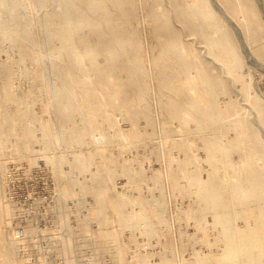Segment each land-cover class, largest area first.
I'll list each match as a JSON object with an SVG mask.
<instances>
[{
    "label": "rangeland",
    "instance_id": "obj_1",
    "mask_svg": "<svg viewBox=\"0 0 264 264\" xmlns=\"http://www.w3.org/2000/svg\"><path fill=\"white\" fill-rule=\"evenodd\" d=\"M54 1L60 7H62L60 3H63L64 8H62L66 10L56 6ZM92 1L95 7L91 10L94 13L91 11L92 15L86 11L87 19H85L91 23L79 20V22L67 21L70 27L68 29L63 18L68 15L71 6L64 0H43L40 5L36 4L38 0H15L20 8L13 0H0L3 8L0 7V10H3L0 16V31H3L0 37V239L3 243L0 249V264H154L156 261L159 264H206L208 257L215 258L219 255V246L217 247L214 242L211 243L210 235L207 236L205 228L208 220L201 219L204 205L198 196V187L192 177L197 175L205 180L211 176L218 188L233 189L235 192L237 190L240 195L242 190L239 183L242 176H246L248 182H254L250 177L248 179V171H253L256 179L260 180V177H264V150L262 144L260 143V148L256 140L259 138L264 144V27L248 24L244 12L228 8L227 0H214L216 2H213V5L211 3L213 0H178L182 3L181 14L176 12L175 0H109L113 4L105 8L101 6L100 0ZM6 3L12 6L8 8ZM139 3H144V6L140 7ZM41 5L43 8L49 7L43 9ZM39 6L40 9H36ZM22 7L25 8L23 11ZM123 7L131 9L121 11ZM7 9L13 13H9ZM7 13L12 15L8 16ZM119 13L122 22L117 18ZM144 16L146 26L142 28ZM224 16L229 17H227L228 21ZM49 18L57 19L54 21L59 30V38L53 37L48 30ZM19 23L31 28L27 27V36L18 30ZM44 24L48 28H45ZM74 25L76 26L73 28ZM168 31L177 34L174 41H168ZM64 32H68L67 37ZM120 32L123 37H120ZM144 32L147 35L143 34ZM237 32L240 34L238 35ZM32 35L34 40L31 38ZM46 35L51 37V40ZM240 37L243 38L242 41L239 40ZM52 38L57 42L54 41L53 44ZM64 39H67L66 43L71 45L67 44V46ZM68 39L71 41L68 42ZM140 40L143 42L146 40L148 44L144 43L147 47ZM100 42L103 43V50ZM122 42L126 44L123 46ZM80 44L81 46H78ZM49 45L55 47V50ZM54 45H58L59 50ZM108 45H112L114 51L107 49ZM197 45L201 48H197ZM193 46H196V49L192 48ZM218 46L229 50L228 47H232L236 50L226 54L225 59L221 60L216 52ZM48 49H52L51 52H48ZM191 49L195 51L192 52ZM245 49L250 50L245 51ZM38 51H43L40 55L41 57L44 54L42 60ZM85 57L88 58L86 62L89 60L90 63L85 62ZM93 57L100 59L93 63ZM182 59L186 60L185 63ZM147 63H150L151 68ZM186 63L188 65H185ZM119 65L121 66L118 67ZM50 66L55 69L54 72ZM59 66L60 70H58ZM113 66L115 69L112 68ZM122 66L124 70L121 69ZM55 72L57 73L53 75L52 73ZM197 73H200L199 76ZM118 75L120 78L116 77ZM188 75H191L190 79L187 78ZM9 78L13 79L12 82ZM124 78L125 80L122 81ZM44 79L47 82L46 88ZM56 79L59 81L55 82ZM104 79L106 81L108 79L110 84ZM60 81L62 86L58 83ZM99 83L104 84L105 87ZM118 83L128 84L127 87L124 86V91L121 90L122 95L116 88ZM64 85L67 89L63 87ZM175 90L190 100L185 102L184 107L179 111L169 110L165 106L167 98L174 97ZM80 91H84L85 94ZM125 91L129 95L124 94ZM29 92L32 97L28 96ZM70 92L73 93L72 96L74 95L76 101H73ZM88 95L91 99H86L83 103L82 99ZM130 96H133V99H130ZM122 99H125L128 105L131 103L130 109L128 106L125 108L120 106ZM194 101H197L195 105ZM93 104L95 108L92 107ZM116 106L121 107L122 110L120 108L116 111ZM103 107H106L105 110ZM155 107H158L157 111L155 109L153 111ZM112 110L115 113H112ZM131 113L134 118L130 116ZM138 113L142 114L137 115ZM24 128L27 132L23 131ZM80 130L82 133H78ZM98 130L101 132L98 133ZM4 134L6 135L3 136L5 138L3 140ZM91 134L93 135L90 136ZM212 139L213 142L224 146L223 150L217 147L211 148L209 143ZM71 147L78 148L74 150ZM76 149L81 151L78 152ZM44 151L47 153L45 154ZM80 159L86 160L88 164L83 167L85 171L78 166L77 161ZM131 166L135 167L131 168ZM96 173L101 175L99 182L95 181ZM257 196L264 200V183L260 184ZM161 210L166 212L163 213ZM143 214L146 216L143 217ZM18 232H21V236H17ZM170 252L175 253L172 255ZM162 254L166 255L163 257ZM73 258L76 261H73ZM69 261L73 262L69 263ZM146 261L148 262L145 263Z\"/></svg>",
    "mask_w": 264,
    "mask_h": 264
},
{
    "label": "bare ground",
    "instance_id": "obj_2",
    "mask_svg": "<svg viewBox=\"0 0 264 264\" xmlns=\"http://www.w3.org/2000/svg\"><path fill=\"white\" fill-rule=\"evenodd\" d=\"M5 1H9V0H5ZM85 2H81L80 0H64V2L67 4V5H69L70 4V6H71V9L68 11V15L67 16H64V20H65V22L67 23V21H85V19H87V14H86V11H88V12H90V13H92L93 11L91 10L92 8H94L95 6H93V1L92 0H84ZM113 1V0H112ZM140 1V0H139ZM138 1V2H139ZM142 1V0H141ZM147 1V0H146ZM166 1V0H165ZM194 1V0H193ZM196 1V0H195ZM212 1V0H211ZM11 2V1H10ZM13 2L15 3V0H13ZM17 2V1H16ZM41 2H43V0H38V3H36L37 5H40L39 3H41ZM51 2V1H50ZM53 2V1H52ZM54 2H56V1H54ZM59 2H63V1H59ZM100 4H101V6L102 7H106V6H110L111 4H113L112 2H110L109 0H100ZM213 2H216V1H212L211 3H212V5H213ZM218 2V1H217ZM189 3V2H188ZM190 3H192V2H190ZM227 7L228 8H230L231 10H234V11H239V10H242L243 12H244V14L246 15V19H247V23L248 24H251V25H256V26H258V27H264V0H236V1H234V0H227ZM12 4V3H11ZM19 4V3H18ZM18 4H16L15 3V5L17 6V7H19V5ZM50 4H52V3H50ZM60 4H62V7H63V3H60ZM59 4V5H60ZM140 4V3H139ZM144 3H142V4H140V7H142V5H143ZM165 4H167V3H165ZM1 5L2 4H0V7H1ZM5 5H7V7L8 6H12V5H9V3L7 4H5ZM147 5L150 7V5L147 3ZM162 5H163V3H162ZM161 5V6H162ZM170 5V4H169ZM175 5H176V12L178 13V14H181V12H182V3L181 2H179L178 0H175ZM188 5V4H187ZM191 5V4H190ZM217 5V4H216ZM216 5H214V7L216 6ZM260 5V6H259ZM15 6V7H16ZM24 6V5H23ZM30 6V5H29ZM56 6H58V4H57V2H56ZM144 6V5H143ZM147 6V7H148ZM165 6V5H164ZM163 6V7H164ZM171 6V5H170ZM195 6V5H194ZM203 6V5H202ZM218 6V5H217ZM14 7V8H15ZM41 7H42V5H41ZM49 7V6H48ZM48 7H42L43 9H45V8H48ZM54 7V6H53ZM59 8H62V7H60V6H58ZM75 7H76V9H75ZM158 7V6H157ZM156 7V8H157ZM191 7H192V5H191ZM221 7H223V6H221ZM261 9H260V8ZM2 8V7H1ZM9 8V7H8ZM20 8V7H19ZM18 8V9H19ZM23 8L24 7H22V11H23ZM33 8H34V2H33ZM36 8V7H35ZM56 8V7H55ZM64 8V7H63ZM62 8V10H66V8L65 9H63ZM111 8V7H110ZM172 8V7H171ZM190 8V7H189ZM204 8V7H203ZM202 8V9H203ZM3 9V8H2ZM11 9V8H10ZM9 9V10H10ZM25 9V8H24ZM36 9H40V6H39V8H36ZM43 9H42V11H43ZM56 9H58V8H56ZM129 9H131L130 7H129ZM127 7H123V10H121V11H124V10H126V11H128L129 10ZM164 9V8H163ZM198 9V8H197ZM199 9H201V8H199ZM216 9H217V7H216ZM226 9V8H225ZM14 10V9H13ZM21 10V9H20ZM30 10V9H29ZM35 10V9H34ZM141 10V9H140ZM172 10V9H171ZM207 10V9H206ZM218 10H220V8L218 9ZM1 11V10H0ZM3 11V10H2ZM1 11V13H0V16H1V14L3 13ZM7 11H8V9H7ZM19 11V10H18ZM25 11V10H24ZM39 11V10H38ZM41 11V10H40ZM41 11V12H42ZM48 11V10H47ZM59 11V10H58ZM92 11V12H91ZM100 11V10H99ZM142 11H143V9H142ZM141 11V12H142ZM158 11V10H157ZM168 11V10H167ZM190 11V10H189ZM5 12V11H4ZM9 13H13V11H8ZM153 12V11H152ZM220 12H223V11H220ZM9 13H7L8 14V16H11L12 14H9ZM23 13V12H22ZM33 13H36L37 14V12H35V11H33ZM40 13V12H39ZM94 13V12H93ZM93 13H92V15H93ZM164 13V12H163ZM169 13V12H168ZM226 13V12H225ZM5 14V13H4ZM44 14V13H43ZM49 14V13H48ZM58 14H60L59 12H58ZM96 14V13H95ZM158 14V13H157ZM6 15V14H5ZM5 15H4V17H5ZM88 15H90L91 16V14H88ZM98 15V14H97ZM97 15H95V16H97ZM144 15V14H143ZM164 15V14H163ZM212 15V14H211ZM222 15H225L224 13H222ZM27 16V15H26ZM32 16V15H31ZM34 16V15H33ZM155 16V15H154ZM157 16V15H156ZM161 16V15H160ZM167 16H169V15H167ZM3 17V16H2ZM3 17V18H4ZM14 17H15V15H14ZM35 17V16H34ZM37 17V16H36ZM48 17H50V16H48ZM47 17V18H48ZM92 17V16H91ZM143 17V16H142ZM220 17V16H219ZM226 16H224V18H225ZM228 17V16H227ZM226 17V18H227ZM12 18H13V16H12ZM27 18V17H26ZM31 18V17H30ZM94 18V17H93ZM97 19H98V16L96 17ZM118 19H119V21L120 22H122V17L120 16V13H119V16L117 17ZM156 18V17H155ZM229 18V17H228ZM228 18H227V21H228ZM7 19H8V17H7ZM6 19V20H7ZM25 19V18H24ZM50 19V18H49ZM48 19V20H49ZM56 18H54V20H55ZM145 19V16H144V18H142V20H144ZM158 19V18H157ZM156 19V20H157ZM211 19V18H210ZM230 19H231V17H230ZM5 20V23L7 22ZM23 20V19H22ZM32 20H33V17H32ZM53 19H50L49 20V22L47 23L48 24V27H49V31H50V33H51V35L53 36V37H58V34H59V30L57 29V26H56V24H55V22L56 21H54ZM57 20V19H56ZM99 20H101L102 21V19H99ZM155 20V19H154ZM162 20V19H161ZM207 20H208V18H207ZM207 20H206V22H207ZM213 20V19H212ZM27 21V20H26ZM34 21H36V19L34 20ZM43 21H45V20H43ZM78 21V22H79ZM145 21L146 20H144L143 22H144V25H143V22H142V28L144 27V26H146L145 24ZM168 21V23L170 22L169 20H166V22ZM175 21V20H174ZM204 21H205V19H204ZM227 21H226V23H227ZM234 21V20H233ZM233 21H231V22H233ZM85 22H88V23H91V21H85ZM102 22H104V21H102ZM141 22V21H140ZM176 22V21H175ZM189 22H190V20H189ZM193 22V21H192ZM230 22V23H231ZM235 22V21H234ZM13 23V22H12ZM27 23V22H26ZM28 23H29V21H28ZM45 23V22H44ZM69 23H71V22H69ZM76 23V22H75ZM82 23V22H81ZM99 23V22H98ZM162 23H163V21H162ZM210 23V22H209ZM221 23V22H220ZM236 23V22H235ZM7 24V23H6ZM20 25H19V27H18V30L20 31V32H22L24 35H28V29H31L29 26H27L28 27V29H27V27H25L24 26V24H21V23H19ZM58 24V23H57ZM72 24V23H71ZM84 24V23H83ZM87 24V23H86ZM104 24V23H103ZM138 24H139V22H138ZM169 24H171V23H169ZM180 24V23H179ZM191 24V23H190ZM213 24H214V22H213ZM218 24V23H217ZM216 24V25H217ZM223 24V23H222ZM234 24V23H233ZM232 24V25H233ZM29 25V24H28ZM36 26H37V24H35ZM39 25V24H38ZM66 25H68V29H70V27H69V24L67 23ZM81 25V24H80ZM88 25V24H87ZM99 25H100V23H99ZM159 25V24H158ZM191 25H193V24H191ZM32 26V25H31ZM44 26H45V28L47 27L46 26V24H44ZM59 26V25H58ZM76 25H74L73 26V28L75 27ZM85 26V25H84ZM89 26H91V25H89ZM129 26V25H128ZM163 26H164V24H163ZM170 26V25H169ZM221 26V25H220ZM1 27V26H0ZM6 27H8L9 28V26H6ZM47 27V28H48ZM82 27V26H81ZM181 27V26H180ZM213 27H214V25H213ZM234 27V26H233ZM7 28V29H8ZM37 28V27H36ZM196 28V27H195ZM195 28H192V29H195ZM235 28V27H234ZM236 28H237V26H236ZM5 29V28H4ZM104 29H106L105 27H104ZM201 29V28H200ZM215 29V28H214ZM220 29V28H219ZM218 29V30H219ZM227 29V28H226ZM64 30V29H63ZM82 30V29H81ZM80 30V31H81ZM107 30V29H106ZM119 31H121V29H118ZM144 30H145V28H144ZM143 30V31H144ZM182 30H183V28H182ZM197 30H198V28H197ZM196 30V31H197ZM236 30H238V28L236 29ZM36 31H37V29H36ZM45 31H46V29H45ZM78 31V30H77ZM115 31V30H114ZM136 31V30H135ZM210 31H212V30H210ZM215 31V30H214ZM217 31V30H216ZM223 31V30H222ZM226 31V30H225ZM233 31V30H232ZM235 31V30H234ZM38 32V31H37ZM88 32V31H87ZM165 32V31H164ZM183 32V31H182ZM191 31H189V33H190ZM198 32H199V30H198ZM197 32V33H198ZM207 33H208V31H206ZM240 32V31H239ZM239 32H237L238 33V35L240 34ZM50 33H49V35H50ZM61 33H62V30H61ZM65 33V32H64ZM68 32H66L65 33V35H66V37H67V34ZM89 33V32H88ZM115 34H116V32H114ZM113 33V34H114ZM188 33V32H187ZM200 33V32H199ZM202 33V32H201ZM3 34V31H0V37H1V35ZM11 34H13L12 32H11ZM47 34V33H46ZM81 34H83L82 32H81ZM119 34H121V32L119 33ZM140 34V33H139ZM143 34H146L145 32L143 33ZM167 34H168V41H174L175 39H176V37H177V34L175 33V32H173V31H168L167 32ZM217 34V33H216ZM232 34V33H231ZM243 34V33H242ZM43 35V34H42ZM62 35H63V33H62ZM85 35V34H84ZM91 34H89V36H90ZM95 35H96V33H95ZM117 35V34H116ZM122 35V34H121ZM120 35V37H123V35L121 36ZM147 35V34H146ZM207 35V34H206ZM210 35V34H209ZM236 35V34H235ZM238 35H236V36H238ZM81 36V35H80ZM80 36H78L79 37V39H80ZM86 36V35H85ZM118 36V35H117ZM137 36V35H136ZM140 36V35H139ZM138 36V37H139ZM159 36V35H158ZM192 36V35H191ZM201 36H202V34H201ZM231 36V35H230ZM11 37V36H10ZM46 37L47 38H51V37H48L47 35H46ZM63 38H65V36H62ZM113 37H114V35H113ZM127 37V36H126ZM145 37V36H144ZM190 37V36H189ZM198 37V36H197ZM31 38L33 39V35L31 36ZM59 38V37H58ZM96 38V37H95ZM143 38V37H142ZM195 38V37H194ZM210 38H212V37H210ZM209 38V39H210ZM215 38V37H214ZM242 37H240L239 38V40L241 39ZM2 39V38H1ZM43 39H44V37H43ZM55 38H52V40H53V44H54V41H56V40H54ZM57 39V38H56ZM76 39V38H75ZM91 39V38H90ZM138 39V38H137ZM139 39H141V38H139ZM160 39V38H159ZM186 40L188 39V38H185ZM197 39V38H196ZM243 39V38H242ZM242 39H241V41H242ZM34 40V39H33ZM48 40V39H47ZM51 40V39H50ZM49 40V41H50ZM60 41H61V39H59ZM65 40V39H64ZM67 40V39H66ZM65 40V43L67 42ZM74 40V39H73ZM87 40H89V39H87ZM121 40H122V38H121ZM245 41H246V39H244ZM243 40V41H244ZM39 41V40H38ZM48 41V42H49ZM71 41V40H70ZM69 41V39H68V42H70ZM101 41V40H100ZM114 41V40H113ZM123 41V40H122ZM213 41V40H212ZM244 41V42H245ZM13 42V41H12ZM57 42V41H56ZM75 42H76V40H75ZM89 42V41H88ZM115 42H116V40H115ZM114 42V43H115ZM124 42V41H123ZM122 42V44H123V46H124V44H126V43H123ZM140 42H143V41H141L140 40ZM144 42H146V40H144ZM143 42V43H144ZM196 42V41H195ZM214 42V41H213ZM212 42V43H213ZM228 42V41H227ZM227 42H226V44H227ZM243 42V43H244ZM247 42V41H246ZM45 43V42H44ZM60 43H62V42H60ZM80 43V42H79ZM78 43V44H79ZM100 43H102V42H100ZM138 43H139V41H138ZM197 43V42H196ZM196 43H194V44H196ZM199 43V42H198ZM215 43V42H214ZM239 43V42H238ZM242 43V42H241ZM3 44H4V42H3ZM7 44H11V43H7ZM14 44V43H13ZM12 44V45H13ZM49 44H51V43H49ZM68 43H66V45H67ZM70 45H71V43H69ZM68 44V45H69ZM90 44V43H89ZM116 44V43H115ZM145 44V43H144ZM146 44H148L147 42H146ZM145 44V46L147 47V45ZM217 44V43H216ZM244 44H247V43H244ZM37 45H39V43L37 44ZM58 45H60V44H58ZM58 45H54V46H57L58 47V50H59V46ZM67 45V46H68ZM75 45H76V43H75ZM107 45V44H106ZM117 45H120V44H117ZM141 45H142V43H141ZM141 45H140V47H141ZM188 45V44H187ZM201 45V44H200ZM202 45H204V44H202ZM218 45V44H217ZM248 45V44H247ZM44 46V45H43ZM78 46H81V44L80 45H78ZM92 46H93V42H92ZM100 46H101V48H102V46H103V43H102V45L100 44ZM120 46H122V45H120ZM127 46V45H126ZM149 46V45H148ZM184 46V45H183ZM213 46H214V44H213ZM244 46V45H243ZM13 47H14V45H13ZM45 47V46H44ZM49 47H51V48H55V47H52L51 45H49ZM48 47V48H49ZM90 47H91V45H90ZM97 47H98V45H97ZM108 47L109 48H107V49H110L111 51H114V48H113V46L112 45H108ZM117 47V46H116ZM144 47V46H143ZM153 47V46H152ZM151 47V48H152ZM154 47H155V45H154ZM199 46L197 45V48H198ZM235 47H237V46H235ZM241 47V46H240ZM239 47V48H240ZM61 48V47H60ZM104 48V47H103ZM103 48H102V50H103ZM119 48V47H118ZM150 48V49H151ZM188 48H189V46H188ZM192 48H195L196 49V46L194 47H192ZM199 48H201V46L199 47ZM228 48H230V50L229 49H227V48H220L219 46L217 47V50H216V52H217V54H218V56H219V59H221V60H224L225 59V55L226 54H229L230 52H235V50L236 49H234V48H232V47H228ZM238 48V47H237ZM243 48V47H242ZM247 48H248V46H247ZM11 49V48H10ZM36 49V48H35ZM40 49V48H39ZM45 49H46V47H45ZM63 49V48H62ZM80 49V48H79ZM83 49L84 48H82V51H83ZM94 49V48H93ZM99 49V48H98ZM98 49L96 50V51H98ZM127 49V48H126ZM137 49V48H136ZM144 49V48H143ZM142 49V50H143ZM171 49V48H170ZM185 49V48H184ZM183 49V50H184ZM15 50V49H14ZM49 51L48 52H51V50L50 49H48ZM55 50V49H54ZM88 50V49H87ZM101 50V49H100ZM147 50H148V48H147ZM153 50V49H152ZM180 50V49H179ZM192 50V49H191ZM202 50V49H201ZM242 50V49H241ZM246 50H250V49H245V51ZM46 51V50H45ZM64 51V50H63ZM70 51V50H69ZM89 51V50H88ZM122 50H120V52H121ZM124 51V50H123ZM128 51V50H127ZM178 51V50H177ZM182 51V50H181ZM193 51H195V50H192V52ZM197 51V50H196ZM207 51V50H206ZM205 51V52H206ZM10 52H12V51H10ZM39 52V51H38ZM43 52V51H42ZM42 52H39L40 54H39V57H40V55H41V53ZM58 52V51H57ZM65 52V51H64ZM63 52V54H65ZM89 52H91V51H89ZM144 52V51H143ZM146 52V51H145ZM147 52H149V50L147 51ZM190 52V51H189ZM188 52V53H189ZM204 51H203V53H205ZM208 52V51H207ZM215 52V53H216ZM243 52V51H242ZM46 53V52H45ZM70 53H72V50H71V52ZM75 53V52H74ZM94 53V52H93ZM122 53V52H121ZM125 53V52H124ZM123 53V54H124ZM129 53V52H128ZM139 53V52H138ZM175 53V52H174ZM191 53V52H190ZM196 53V52H195ZM239 53H240V51H239ZM238 53V54H239ZM38 53L36 52V55H37ZM52 54V53H51ZM84 54V53H83ZM112 54V53H111ZM194 54V53H193ZM193 54H191V55H193ZM236 54V53H235ZM241 54V53H240ZM246 54V53H245ZM66 55H67V53H66ZM77 55V54H76ZM93 55V54H92ZM125 55V54H124ZM148 55V54H147ZM179 55H180V52H179ZM191 55H188V56H191ZM208 55H211V54H208ZM243 55H244V53H243ZM12 57H15V56H13V55H11ZM38 56V55H37ZM42 56H44V54L42 55ZM41 56V57H42ZM73 56H74V54H73ZM85 56V55H84ZM95 56H96V52H95ZM112 56V55H111ZM150 56V55H149ZM149 56H147V58L149 59ZM170 56V55H169ZM177 56H178V54H177ZM194 56H195V54H194ZM212 56V55H211ZM5 57V56H4ZM17 57H19V56H17ZM40 57V58H41ZM49 57H51V56H49ZM74 57H76V56H74ZM79 57V56H78ZM126 57V56H125ZM156 57V56H155ZM207 57V56H206ZM254 57V56H253ZM3 58V57H2ZM52 58V57H51ZM56 58V57H55ZM64 58H65V55H64ZM63 58V59H64ZM67 58V57H66ZM94 59H93V63H96L98 60L97 59H100L99 57L98 58H96V57H93ZM114 58V57H113ZM116 58H118V57H116ZM189 58H191V57H189ZM202 58V57H201ZM209 58V57H208ZM244 58V57H243ZM245 58H247V57H245ZM17 59V58H16ZM50 59V58H49ZM62 59V60H63ZM75 59V58H74ZM88 58H86L85 57V62H86V60H87ZM177 59V58H176ZM192 59H193V57H192ZM191 59V60H192ZM216 59H218V58H216ZM242 59V58H241ZM14 60H15V58H14ZM19 60V59H18ZM41 60H42V58H41ZM56 60H57V58H56ZM113 60V59H112ZM170 60V59H169ZM183 60V59H182ZM201 60V59H200ZM211 60V59H210ZM243 60V62H244V59H242ZM247 60V59H246ZM253 60V59H252ZM55 61V60H54ZM126 61H128V60H126ZM130 61V60H129ZM156 61H158L157 59H156ZM171 61V60H170ZM184 61V60H183ZM186 61V60H185ZM185 61H184V63H185ZM194 61V60H193ZM195 61H198V60H195ZM206 61H208V60H206ZM49 62V61H48ZM51 62V61H50ZM49 62V63H50ZM58 62H59V60L57 61V64H58ZM75 62L76 63H79V62H77V60H75ZM88 63H90V61L88 60L87 61ZM86 62V63H87ZM102 62V61H101ZM114 61H112V63H113ZM119 62V61H118ZM117 62V63H118ZM148 62H150V61H148ZM191 62V61H190ZM202 63H203V60L201 61ZM224 62V61H223ZM246 62V61H245ZM252 62V61H251ZM256 62V61H255ZM41 63V62H40ZM120 63V62H119ZM118 63V64H119ZM127 64H129V63H131V62H126ZM141 63H142V61H141ZM188 63V62H187ZM185 64V65H188V64ZM202 63H201V65H202ZM220 63V62H219ZM253 63V62H252ZM17 64V63H16ZM55 65H56V62L54 63ZM101 64V63H100ZM148 64V63H147ZM150 64V63H149ZM148 64V65H149ZM159 64V63H158ZM198 64V63H197ZM221 64V63H220ZM258 64H260V63H258ZM20 65H21V63H20ZM41 65V64H40ZM121 65H122V63H121ZM121 65H119L118 67H120ZM131 65V64H130ZM147 65V66H148ZM199 65V64H198ZM256 65V64H255ZM13 66H15L14 64H13ZM17 66V65H16ZM23 66V65H22ZM37 66H38V64H37ZM41 66H43V63H42V65ZM54 66V65H53ZM89 66V65H88ZM112 66V65H111ZM110 66V67H111ZM128 66V65H127ZM131 66H133V64L131 65ZM150 66V65H149ZM148 66V67H149ZM176 66V65H175ZM183 66V65H182ZM203 66V65H202ZM223 66V65H222ZM262 66V65H261ZM264 66V65H263ZM20 67V66H19ZM51 67V66H50ZM58 67V66H57ZM109 67V66H108ZM134 67V66H133ZM192 67V66H191ZM199 67V66H198ZM201 67V66H200ZM219 67V66H218ZM244 67H245V65H244ZM251 67H253V66H251ZM258 67H260V66H258ZM13 68V67H12ZM44 68V67H43ZM43 68H42V70H43ZM54 68L56 69V67L54 66ZM54 68H52L51 67V69H54ZM70 68H71V66H70ZM112 68H114V66L112 67ZM116 68H117V65H116ZM131 68V67H130ZM150 68H151V66H150ZM150 68H149V70H150ZM183 68V67H182ZM55 69L52 71V72H54L55 71ZM58 69V68H57ZM102 69H103V67H102ZM110 69V68H109ZM108 69V70H109ZM115 69V68H114ZM121 69H123V66H122V68ZM132 69H134V68H132ZM131 69V70H132ZM186 69V68H185ZM199 69V68H198ZM58 70H60V66H59V69ZM57 70V71H58ZM93 70V69H92ZM111 70V69H110ZM124 70V69H123ZM122 70V71H123ZM187 70H188V66H187ZM186 70V71H187ZM201 70H202V68H201ZM13 71V70H12ZM21 71V70H20ZM69 71V70H68ZM107 71V70H106ZM118 71H119V69H118ZM130 71V70H129ZM135 71V70H134ZM152 71V70H151ZM198 71V70H197ZM219 71H220V69H219ZM2 72V71H1ZM60 72V71H59ZM58 72V73H59ZM90 72H92V71H90ZM96 72V71H95ZM112 72V71H111ZM116 72V71H115ZM131 72V71H130ZM203 72H204V70H203ZM13 72H11V74H12ZM20 73V72H19ZM21 73H23L22 71H21ZM20 73V74H21ZM43 73H44V70H43ZM57 72H55V73H52L53 75L54 74H56ZM125 73V72H124ZM129 73V72H128ZM135 73V72H134ZM150 73H152V72H150ZM1 74V73H0ZM24 74V73H23ZM59 74H62V73H59ZM120 74V73H119ZM180 74V73H179ZM198 74V73H197ZM200 74V73H199ZM199 74H198V76H199ZM204 74V73H203ZM43 75H45V73L43 74ZM106 75H108V74H106ZM121 75V74H120ZM125 75V74H124ZM128 75V74H127ZM135 75V74H134ZM152 75V74H151ZM151 75H150V78H151V80H152V77H151ZM39 76V75H38ZM37 76V77H38ZM64 76V75H63ZM101 76H103V75H101ZM189 76V77H188ZM187 76V78L188 79H190V76L191 75H188ZM46 77V75L44 76V78ZM60 77L61 78H63L61 75H60ZM113 77H114V75H113ZM116 77H119L120 78V76L118 75V76H116ZM136 77V76H135ZM185 77V76H184ZM2 78V77H1ZM21 78V77H20ZM25 78V77H24ZM30 78V77H29ZM41 78V77H40ZM55 78H58V77H55ZM103 78V77H102ZM108 78H110V77H108ZM118 78V79H119ZM122 78V77H121ZM133 78H134V76H133ZM132 78V79H133ZM202 78V77H201ZM215 78V77H214ZM213 78V79H214ZM232 78V77H231ZM233 78H235V77H233ZM232 78V79H233ZM10 80H11V82H12V80L13 79H11V78H9ZM46 79H48V78H46ZM78 79V78H77ZM76 79V80H77ZM95 79V78H94ZM97 79H99V78H97ZM126 79H128V77H126ZM135 79V78H134ZM155 79V78H154ZM186 78H184V80H185ZM203 79H205V78H203ZM4 80V79H3ZM9 80V81H10ZM16 79H14V81H15ZM45 80V79H44ZM81 80V79H80ZM102 80V79H101ZM105 80V79H104ZM103 80V81H104ZM120 80V79H119ZM125 80V78L124 79H122V81H124ZM184 80H182V81H184ZM26 81V80H25ZM33 81V80H32ZM38 81H40V80H37V82ZM55 82H57V81H59V80H54ZM64 80L62 79V82H63ZM94 81V80H93ZM106 81V80H105ZM137 81V80H136ZM174 81V80H173ZM199 81V80H198ZM215 81V80H214ZM235 81H236V79H235ZM10 82V83H11ZM18 82V81H17ZM44 82H46V80L44 81ZM66 82V81H65ZM78 82V81H77ZM79 82H81V81H79ZM107 83H109L108 82V79H107V81H106ZM114 82V81H113ZM126 82H127V80H126ZM129 82V81H128ZM255 83H256V81H254ZM253 82V83H254ZM40 83V82H39ZM39 83H38V86H39ZM42 83V82H41ZM58 83H60V85H61V81L60 82H58ZM103 83V82H102ZM102 83H99L100 85L102 84ZM114 83H116V82H114ZM130 83V82H129ZM152 83H153V81H152ZM5 83L3 82V85H4ZM65 84V83H64ZM66 84H68V83H66ZM80 84V83H79ZM82 84V83H81ZM80 84V85H81ZM110 84V83H109ZM108 84V85H109ZM127 84V83H126ZM125 84V85H126ZM257 84V83H256ZM42 85V84H41ZM40 85V86H41ZM45 85V88H46V85H47V82L44 84ZM59 85V84H58ZM63 85V84H62ZM61 85V86H62ZM104 85V84H103ZM103 85H101V86H103ZM118 85V87H116V88H118V90L120 91V94H121V90L123 89V91L125 90V87H127V85L125 86L124 85V83H118L117 84ZM122 85V86H121ZM136 85V84H135ZM203 85V84H202ZM255 85V84H254ZM24 86V85H23ZM37 86V87H38ZM43 86V85H42ZM49 86V85H48ZM47 86V87H48ZM98 86V85H97ZM112 86V85H111ZM125 86V87H124ZM130 86V85H129ZM128 86V87H129ZM206 86V85H205ZM239 86H241V85H239ZM255 86H257V85H255ZM36 87V88H37ZM60 87V86H59ZM63 87H66V89H67V86L66 85H64ZM104 87H105V85H104ZM186 87V86H185ZM191 87V86H190ZM258 87V86H257ZM25 88V87H24ZM29 88H30V86H29ZM35 88V87H34ZM111 88V87H110ZM129 88H131V86L129 87ZM129 88H127L126 89V91H128V89ZM153 88V87H152ZM43 89V88H42ZM41 89V90H42ZM62 89H64V88H62ZM66 89H64V90H66ZM81 89V88H80ZM100 89V88H99ZM98 89V90H99ZM112 89V88H111ZM207 89V88H206ZM258 89V88H257ZM25 90H26V88H25ZM29 90H31V89H29ZM69 90V89H68ZM67 90V91H68ZM71 90V89H70ZM81 90H83V89H81ZM100 90H103V89H100ZM99 90V91H100ZM115 90V89H114ZM153 90V89H152ZM166 90V89H165ZM208 90V89H207ZM67 91H65L66 93H68ZM96 91V90H95ZM105 91V90H104ZM116 91V90H115ZM119 91H117V92H119ZM125 91V93L124 94H126L127 92ZM260 91V90H259ZM26 92V91H25ZM42 92H44V91H42ZM46 92H48V90L46 91ZM71 92H72V90H71ZM71 92H70V94H71ZM80 92H82V91H80ZM155 92V91H154ZM27 93V92H26ZM51 93V92H50ZM78 93H79V91H78ZM82 93H84V91L82 92ZM97 93V92H96ZM102 93H103V91H102ZM108 93H110L109 91H108ZM3 94H5V93H3ZM29 95L28 96H30L31 95V92H29L28 93ZM39 94H40V92H39ZM73 94V93H72ZM72 94H71V98L74 96H72ZM85 94V93H84ZM91 94H92V92H91ZM99 94V93H98ZM103 94H105V92L103 93ZM112 94V93H111ZM262 94V93H261ZM260 94V95H261ZM43 95H45V94H43ZM79 95V94H78ZM82 95V94H81ZM93 95V94H92ZM110 95V94H109ZM117 95V94H116ZM122 95V94H121ZM120 95V96H121ZM126 95H129V94H126ZM152 95H153V91H152ZM160 95V94H159ZM206 95V94H205ZM264 95V94H263ZM262 95V96H263ZM5 96V95H4ZM118 96V95H117ZM117 96H115V97H117ZM142 96V95H141ZM155 96V95H154ZM162 96V95H161ZM30 97H32V96H30ZM30 97H28V98H30ZM109 97V96H108ZM122 97V96H121ZM129 97V96H128ZM131 97V96H130ZM133 97V96H132ZM130 98V99H133V98ZM136 97V96H135ZM205 97V96H204ZM74 98V97H73ZM72 98V99H73ZM144 98V97H143ZM163 97H161V99H162ZM18 99V98H17ZM34 99V98H33ZM71 99V100H72ZM86 99H91V97H90V95H88V96H85L84 97V99H82L83 100V103H85L84 102V100H86ZM145 99V98H144ZM155 99V98H154ZM153 99V100H154ZM192 99H194V98H192ZM29 100V99H28ZM108 100V99H107ZM117 100H119V99H117ZM156 100V99H155ZM154 100V101H155ZM163 100V99H162ZM161 100V101H162ZM196 100V99H195ZM199 100V99H198ZM250 100V99H249ZM253 100V99H252ZM12 101V100H11ZM14 101V100H13ZM66 101V100H65ZM73 101H76V99L74 98L73 99ZM132 101V100H131ZM145 101V100H144ZM18 102V101H17ZM19 102H20V100H19ZM72 102V101H71ZM91 102H93V101H91ZM128 102V101H127ZM132 102H134V101H132ZM185 102H190V100H189V98H187V97H185V96H183L179 91H177V90H175V95H174V97H168L167 98V101H166V104H165V106H166V108L167 109H171V110H176V111H179L182 107H184V105H185ZM209 102V101H208ZM253 102V101H252ZM251 102V103H252ZM258 102H259V99H258ZM66 103V102H65ZM73 103H75V102H73ZM73 103H72V106H74L73 105ZM76 103H78V102H76ZM75 103V104H76ZM94 103V102H93ZM114 103H116V102H114ZM114 103H113V108H114ZM157 103V102H156ZM156 103H154L155 105H156ZM164 103V102H163ZM195 103H197V101L195 102L194 101V105H195ZM210 103V102H209ZM249 104H250V102H248ZM262 103V102H261ZM80 104V103H79ZM130 105H128V103H126V101H125V99H122L121 100V105L120 106H123L124 108L125 107H129V109H130V106H131V103H129ZM140 104V103H139ZM231 104V103H230ZM253 104V103H252ZM78 105V104H77ZM92 105V104H91ZM97 105V104H96ZM109 105H111V104H109ZM116 105V104H115ZM118 105H119V103H118ZM95 105L93 104V108H95L94 107ZM99 106V105H98ZM97 106V107H98ZM107 106V105H106ZM132 106H134L133 104H132ZM154 106V105H153ZM218 106V105H217ZM91 107V108H92ZM118 106H116V108H117ZM206 107V106H205ZM77 108V107H76ZM80 107H78V109H79ZM99 108H100V106H99ZM99 108H98V110L97 111H99ZM104 108V107H103ZM106 108V107H105ZM105 108H104V110H105ZM112 108V107H111ZM115 108V110L117 111L118 109H120V108H117L116 109ZM140 108H141V106H140ZM156 108H158V107H155V108H153V111H154V109L156 110ZM196 108V107H195ZM258 108H259V106H258ZM75 109V107H73V110ZM101 109H102V106H101ZM205 109V108H204ZM114 110V109H113ZM112 110V111H113ZM120 110H122V108L120 109ZM126 110H128V109H126ZM143 110H144V108H143ZM193 110V109H192ZM248 110V109H247ZM61 111V110H60ZM60 111H59V113H60ZM78 111V110H77ZM77 111H75V114L76 115H78L77 114ZM82 111V110H81ZM102 111V110H101ZM101 111H100V114H102L101 113ZM111 111V112H112ZM119 111V110H118ZM132 111V110H131ZM157 111V110H156ZM65 112V111H64ZM105 112V111H104ZM126 112V111H125ZM127 112H129V111H127ZM194 112V111H193ZM254 112V111H253ZM68 113V112H67ZM112 113H115L114 111L112 112ZM130 113V112H129ZM132 113H133V111H132ZM130 114V116H132L133 114ZM54 114V113H53ZM69 114H71V112H69ZM111 114V113H110ZM139 114H142V113H138L137 115H139ZM156 114H157V112H156ZM187 114V113H186ZM182 115H183V113H182ZM194 115V114H193ZM201 115H203V114H201ZM100 116V115H99ZM103 116H104V114H103ZM126 116V115H125ZM125 116H124V118H125ZM157 116H159V114L157 115ZM178 116H179V114H178ZM184 116V115H183ZM183 116H181V117H183ZM204 116V115H203ZM105 117V116H104ZM113 117V116H112ZM219 117H220V115H219ZM90 118V117H89ZM101 118H102V116H101ZM114 118V117H113ZM112 118V119H113ZM132 118H134L133 116H132ZM140 118H141V116H140ZM224 118V117H223ZM160 119V118H159ZM190 119V118H189ZM188 119V120H189ZM192 119V118H191ZM221 119H222V117H221ZM86 120V119H85ZM103 120V119H102ZM119 120V119H118ZM158 120V119H157ZM79 121H80V119H79ZM160 121V120H159ZM86 123V122H85ZM139 123H141V121L139 122ZM159 123V122H158ZM222 123V122H221ZM80 124V123H79ZM82 124V123H81ZM103 124H106V123H103ZM146 124V123H145ZM164 124V123H163ZM187 124V123H186ZM21 125V124H20ZM71 125V124H70ZM188 125V124H187ZM27 126H29V125H27ZM86 126V125H85ZM102 126V125H101ZM106 126H108L107 124H106ZM105 126V127H106ZM140 126V125H139ZM151 126H152V124H151ZM158 126H159V124H158ZM186 126V125H185ZM190 126V125H189ZM188 126V127H189ZM197 126H199L198 125V123H197ZM24 127V126H23ZM78 127V126H77ZM160 127V126H159ZM159 127H158V129H159ZM19 128H21V126L19 127ZM88 128V127H87ZM108 128V127H107ZM173 128V127H172ZM199 127H197V129H198ZM262 128V127H261ZM34 129V128H33ZM78 129V128H77ZM140 129V128H139ZM37 130V129H36ZM150 130V129H149ZM200 130V129H199ZM199 130H197L198 132H199ZM227 130V129H226ZM23 131H26L25 130V128H24V130ZM22 131V132H23ZM44 131H46V129L44 130ZM78 131V130H77ZM123 131V130H122ZM121 131V132H122ZM139 131V130H138ZM158 131H160V129L158 130ZM203 131V130H202ZM27 132V131H26ZM32 132V131H31ZM41 132V131H40ZM101 131H99L98 130V133H100ZM201 132V131H200ZM264 132V131H263ZM4 133V132H3ZM6 133V132H5ZM23 133H25V132H23ZM61 133V135H62V131L60 132ZM78 133H82L81 132V130L78 132ZM123 133V132H122ZM142 133V132H141ZM37 134V133H36ZM69 134V133H68ZM88 134H90V132L88 133ZM102 134H104V133H102ZM101 134V135H102ZM152 134V133H151ZM159 134H161V133H159ZM192 134H194V132L192 133ZM6 134H4V135H2V137L3 136H5ZM22 135H24V134H22ZM28 135H30V134H28ZM38 135V134H37ZM42 135V134H41ZM70 135V134H69ZM93 134H91L90 136H92ZM99 135V134H98ZM101 135H99V136H101ZM31 136V135H30ZM48 136V135H47ZM57 136H59V134H57ZM96 136V135H95ZM135 136V135H134ZM151 136V135H150ZM162 136V135H161ZM32 137H33V134H32ZM38 137V136H37ZM41 137V136H40ZM62 137V139H63V136H61ZM94 137V136H93ZM103 137V136H102ZM102 137H100V138H102ZM151 137H153V135L151 136ZM160 137V136H159ZM158 137V138H159ZM59 138V137H58ZM79 138V137H78ZM96 138H98V137H96ZM96 138H94V140L96 139ZM164 138V137H163ZM207 138H208V136H207ZM5 138L3 137V140H4ZM67 139V138H66ZM103 139V138H102ZM137 139V138H136ZM209 139V138H208ZM26 140V139H25ZM29 140H30V138H29ZM36 140V139H35ZM64 140V139H63ZM78 140H80V139H78ZM77 140V141H78ZM84 140V139H83ZM147 140V139H146ZM163 140V139H162ZM257 140V143L260 145V143L262 144V146H263V150H264V144H263V142L258 138V139H256ZM33 141V140H32ZM44 141V140H43ZM81 141V140H80ZM96 141H98L97 139H96ZM167 141H169V140H167ZM4 142V141H3ZM25 142V141H24ZM39 142V141H38ZM40 143V142H39ZM63 143H64V141H63ZM66 143H68V140H67V142ZM85 143V142H84ZM98 143V142H97ZM127 143V142H126ZM129 143H131V142H129ZM170 143V142H169ZM255 143V142H254ZM26 144V143H25ZM41 144V146H42V143H40ZM40 144H39V146H40ZM45 144H46V142H45ZM86 144V143H85ZM155 144V143H154ZM161 144V143H160ZM44 145V144H43ZM157 145V144H156ZM162 145V144H161ZM209 145L211 146V148H215V147H217V148H219V149H221V150H223V148H224V146H222V145H219V144H217L216 142H213V139H212V142H210L209 143ZM46 146V145H45ZM48 146V145H47ZM75 146H77V145H75ZM84 146V145H83ZM98 146V145H97ZM151 146V145H150ZM158 146V145H157ZM82 147V146H81ZM85 147V146H84ZM83 147V148H84ZM99 147V146H98ZM154 147V146H153ZM162 147H164V146H162ZM27 148V147H26ZM72 149H74V148H78V147H71ZM71 148L69 149L70 151H71ZM260 148H261V145H260ZM61 149V148H60ZM82 149V148H81ZM98 149V148H97ZM151 149H153L152 147H151ZM39 150V149H38ZM68 150V151H69ZM75 150V149H74ZM77 150V149H76ZM79 150V149H78ZM77 150V151H78ZM154 150V149H153ZM162 150V149H161ZM225 150V149H224ZM60 151H62V150H60ZM79 151H81V150H79ZM78 151V152H79ZM163 151H164V149H163ZM45 152V154L47 153L46 151H44ZM43 152V153H44ZM58 152V151H57ZM64 152H65V149H64ZM63 151H62V153H64ZM72 152V151H71ZM87 153V152H86ZM216 153V152H215ZM49 155L51 154V153H48ZM47 154V155H48ZM69 154V153H68ZM73 154H75V153H73ZM162 154H164V153H162ZM225 154V153H224ZM226 154H228V152L226 153ZM44 155V154H43ZM48 155V156H49ZM67 155V154H66ZM146 155V154H145ZM226 156V155H225ZM224 156V157H225ZM228 156V155H227ZM45 157V156H44ZM78 158L77 156H74V158ZM215 157H217V156H215ZM49 158V157H48ZM67 158V157H66ZM162 158H163V155H162ZM212 158V157H211ZM226 158V157H225ZM227 158H229V156L227 157ZM53 159V158H52ZM51 159V160H52ZM216 159V158H215ZM220 159V158H219ZM69 160V163H70V159H68ZM203 160V159H202ZM217 160V159H216ZM49 161V160H48ZM50 162V161H49ZM78 162V166H80L81 168H83V167H85L86 166V160H82V159H80L79 161H77ZM164 162V161H163ZM162 162V163H163ZM215 162V161H214ZM57 163V162H56ZM73 163V162H72ZM138 164H139V162H137ZM219 163V162H218ZM218 163H217V165H218ZM90 164H91V162H90ZM221 164V163H220ZM88 165V164H87ZM133 165V164H132ZM143 165V164H142ZM166 165V164H165ZM137 166V165H136ZM140 166V165H139ZM138 166V167H139ZM223 166V165H222ZM76 167V166H75ZM133 166H131V168H132ZM135 167V166H134ZM133 167V168H134ZM88 168L90 169L91 168V166L89 165L88 166ZM164 168H165V166H164ZM167 168V167H166ZM84 169V171H85V168H83ZM88 169V170H89ZM92 169V168H91ZM91 169H90V171H91ZM144 170V169H143ZM177 170V169H176ZM93 171V170H92ZM182 171V170H181ZM212 171V170H211ZM1 172V171H0ZM94 172H97V171H95L94 170ZM165 172V171H164ZM258 172V171H257ZM92 173V172H91ZM140 173V172H139ZM161 173V172H160ZM166 173H167V171H166ZM177 173L179 174V172L177 171ZM211 173V172H210ZM248 179H249V177L251 178V179H253L254 180V182H248L247 181V177L246 176H242L241 178H240V183H239V185H240V189L242 190L241 191V195L239 194V191H237L236 190V192L233 190V189H229V190H227V189H220V188H218V186L215 184V182H214V180L212 179V177L211 176H209L208 178H206L205 180H202V178H200L199 176H197V175H195L194 177H192L193 178V180H194V182L197 184V187H198V196L200 197V199L202 200V202H203V205H204V211H203V214L201 215V219L203 220H208L207 221V226H206V231H207V236H209L210 235V239L209 238H207V239H209L210 241H211V243L212 242H214L216 245H217V247L219 248V255H217V254H215V255H217V257H215V258H212V257H208V259H206V264H264V200H261L257 195L259 194V191H260V184H262V183H264V177H260L261 179L259 180L258 178L256 179V177H254V172L253 171H248ZM259 173V172H258ZM165 174V173H164ZM251 174H253V176L251 175ZM147 175V174H146ZM150 175V174H149ZM165 175H167V174H165ZM210 175V174H209ZM245 175V174H244ZM95 181L96 180H98V182L100 181V179H101V175L99 174V173H96L95 175ZM228 176V175H227ZM226 176V177H227ZM154 177V176H153ZM224 177V176H223ZM258 177V176H257ZM164 178V177H163ZM166 178H167V176H166ZM234 178V177H233ZM152 179V178H151ZM151 179H149V180H151ZM158 179V178H157ZM73 180V179H72ZM227 180V179H226ZM75 181V180H74ZM192 181V180H191ZM225 181V180H224ZM151 182V181H150ZM154 182V181H153ZM156 182V181H155ZM166 182H167V180H166ZM226 182V181H225ZM228 182V181H227ZM226 182V183H227ZM260 183V184H259ZM150 184V183H149ZM168 184V183H167ZM230 184V183H229ZM231 185V184H230ZM224 186V185H223ZM225 186H227L226 184H225ZM151 187V186H150ZM167 187H169V186H167ZM229 187V186H228ZM231 187V186H230ZM170 188V187H169ZM168 188V189H169ZM223 188V187H222ZM225 188V187H224ZM232 188V187H231ZM167 189V188H166ZM152 190V189H151ZM152 191H154V190H152ZM170 191V190H169ZM169 193V192H168ZM243 195V196H242ZM154 196V195H153ZM260 196V195H259ZM152 196H150V198H151ZM187 197V196H186ZM261 197V196H260ZM156 198V197H155ZM189 198V197H188ZM248 198H250V199H248ZM148 200H150V199H148ZM149 202V201H148ZM151 202V201H150ZM251 202V203H250ZM155 203H156V200H155ZM164 203V202H163ZM60 204V203H59ZM154 204V203H153ZM56 206H57V204H56ZM61 206V205H60ZM164 206V205H163ZM190 206H192V205H190ZM200 206V205H199ZM126 207V206H125ZM149 207V206H148ZM154 207V206H153ZM157 207V206H156ZM201 207V206H200ZM166 208V207H165ZM4 209H5V207H4ZM56 209H58V208H56ZM153 209V208H152ZM157 209H159V208H157ZM198 209V208H197ZM151 210V209H150ZM160 210V209H159ZM164 210H166V209H164ZM171 210V209H170ZM191 210V209H190ZM194 210V209H193ZM63 211H64V209H63ZM152 211H154V210H152ZM156 211V210H155ZM163 213H165L163 210H161ZM196 211V210H195ZM198 211V210H197ZM196 211V212H197ZM58 212V211H57ZM158 212V211H157ZM160 212V211H159ZM66 214V213H65ZM144 214H145V212H144ZM144 214H143V217H145L144 216ZM192 214V213H191ZM150 215H152V214H150ZM158 215V214H157ZM171 215H172V213H171ZM173 216V215H172ZM164 217V216H163ZM184 217V216H183ZM155 218V217H154ZM157 218V217H156ZM194 218H195V216H194ZM145 219V218H144ZM161 219H163V218H161ZM153 220H155V219H153ZM152 220V221H153ZM160 220V219H159ZM177 220V219H176ZM146 221H148L149 222V220H147V218H146ZM145 221V222H146ZM197 222H199V221H197ZM145 224V223H144ZM198 224V223H197ZM147 225V224H146ZM152 226V225H151ZM197 226V225H196ZM175 227V226H174ZM147 228V227H146ZM146 228H144V229H146ZM148 229V228H147ZM148 232V231H147ZM175 232V231H174ZM145 233H146V230H145ZM166 234V233H165ZM165 236V235H164ZM176 239V238H175ZM174 239V240H175ZM199 239V238H198ZM177 240V239H176ZM176 240H175V242H176ZM200 240V239H199ZM195 242V241H194ZM166 243V242H165ZM165 243H164V245H165ZM177 243V242H176ZM213 243V244H214ZM214 244V245H215ZM170 245H171V243H170ZM209 245V244H208ZM212 245V244H211ZM2 246H3V243H2V240L0 239V249L2 248ZM166 246H167V244H166ZM165 246V247H166ZM207 246V245H206ZM170 247V246H169ZM176 247H177V245H176ZM209 247H210V245H209ZM217 247H216V249H217ZM167 248V247H166ZM173 248V247H172ZM213 248V247H212ZM177 249V248H176ZM180 249V248H179ZM197 249V248H196ZM166 250V249H165ZM199 250V249H198ZM208 250V249H207ZM74 251V250H73ZM169 251V250H168ZM170 251H173V250H170ZM178 251V250H177ZM211 251V250H210ZM213 251V250H212ZM166 251H164V253H165ZM193 252V251H192ZM206 252H208V251H206ZM9 253V252H8ZM175 252H173V254H174ZM177 253V252H176ZM178 253H179V251H178ZM196 253H197V251H196ZM217 253V252H216ZM169 253H167V255H168ZM170 254H172L171 252H170ZM172 254V255H173ZM204 254V253H203ZM8 255V254H7ZM10 255V254H9ZM163 255V254H162ZM164 255H166V254H164ZM164 255H163V257H164ZM171 255V256H172ZM200 255V254H199ZM205 255V254H204ZM208 255V254H207ZM73 256V255H72ZM72 256H71V258H72ZM198 256V255H197ZM11 257V256H10ZM75 257V256H74ZM162 257V256H161ZM183 257V256H182ZM71 258H69V260H71ZM137 258V257H136ZM150 258V257H149ZM149 258H147L148 260H150ZM194 258V257H193ZM200 258V257H199ZM143 260H144V258H142ZM166 258H164V260H165ZM198 259V258H197ZM196 259V260H197ZM202 259V258H201ZM73 261H76L74 258L72 259ZM134 260V262H135V259H133ZM133 260H131V261H133ZM161 261L163 260L162 258L160 259ZM159 260V261H160ZM171 260V259H170ZM195 260V261H196ZM202 260H204V259H202ZM73 261H71V262H73ZM151 261V260H150ZM168 261V260H167ZM192 261V260H191ZM194 261V260H193ZM70 261H69V263H71ZM148 261H146L145 263H147ZM164 263H165V261H163ZM170 262V261H169ZM198 262V261H197ZM204 262V261H203ZM140 263V262H139ZM156 263H157V261H156ZM156 263H154V264H156ZM201 263H202V261H201ZM134 264V263H133ZM136 264V263H135ZM157 264H159V263H157ZM171 264H173V263H171ZM202 264H204V263H202Z\"/></svg>",
    "mask_w": 264,
    "mask_h": 264
},
{
    "label": "built area",
    "instance_id": "obj_3",
    "mask_svg": "<svg viewBox=\"0 0 264 264\" xmlns=\"http://www.w3.org/2000/svg\"><path fill=\"white\" fill-rule=\"evenodd\" d=\"M17 236H21V232H18V233H17Z\"/></svg>",
    "mask_w": 264,
    "mask_h": 264
}]
</instances>
